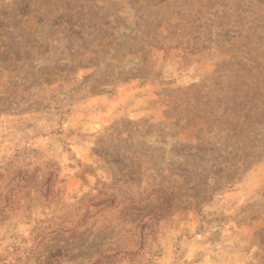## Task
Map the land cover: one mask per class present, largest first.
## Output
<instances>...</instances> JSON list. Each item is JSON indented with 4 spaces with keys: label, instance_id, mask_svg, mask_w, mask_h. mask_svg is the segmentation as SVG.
I'll use <instances>...</instances> for the list:
<instances>
[{
    "label": "rangeland",
    "instance_id": "obj_1",
    "mask_svg": "<svg viewBox=\"0 0 264 264\" xmlns=\"http://www.w3.org/2000/svg\"><path fill=\"white\" fill-rule=\"evenodd\" d=\"M0 264H264V0H0Z\"/></svg>",
    "mask_w": 264,
    "mask_h": 264
},
{
    "label": "trees",
    "instance_id": "obj_2",
    "mask_svg": "<svg viewBox=\"0 0 264 264\" xmlns=\"http://www.w3.org/2000/svg\"><path fill=\"white\" fill-rule=\"evenodd\" d=\"M92 90L94 91V89H92ZM98 91H100V92H106L104 88H100V89H98Z\"/></svg>",
    "mask_w": 264,
    "mask_h": 264
}]
</instances>
